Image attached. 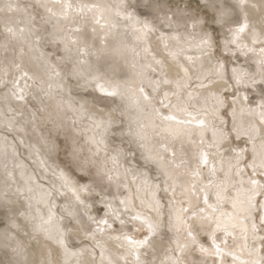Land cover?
<instances>
[{"label": "clouds", "instance_id": "obj_1", "mask_svg": "<svg viewBox=\"0 0 264 264\" xmlns=\"http://www.w3.org/2000/svg\"><path fill=\"white\" fill-rule=\"evenodd\" d=\"M0 264H264V0H0Z\"/></svg>", "mask_w": 264, "mask_h": 264}]
</instances>
